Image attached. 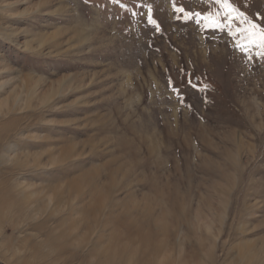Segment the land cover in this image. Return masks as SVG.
I'll list each match as a JSON object with an SVG mask.
<instances>
[{
  "label": "rangeland",
  "instance_id": "obj_1",
  "mask_svg": "<svg viewBox=\"0 0 264 264\" xmlns=\"http://www.w3.org/2000/svg\"><path fill=\"white\" fill-rule=\"evenodd\" d=\"M174 2L0 0V264H264V60Z\"/></svg>",
  "mask_w": 264,
  "mask_h": 264
},
{
  "label": "snow or ice",
  "instance_id": "obj_2",
  "mask_svg": "<svg viewBox=\"0 0 264 264\" xmlns=\"http://www.w3.org/2000/svg\"><path fill=\"white\" fill-rule=\"evenodd\" d=\"M201 3L208 5L206 11L176 6L174 2L173 7L177 13L175 20L181 22L183 26L195 25L203 32L211 30L213 34H226L232 38L234 48L247 55L249 59H252L253 50L258 49L257 55L264 60V26H262L264 25V16L259 13L250 14L239 0H201ZM148 10V24L154 32L163 34L160 22L152 15L151 5H148ZM167 82L169 88L176 94L177 100L181 104H188L187 94L183 87L177 85L170 74L167 76ZM184 82L188 88L197 89L195 78L189 79L186 71L184 72ZM189 106L191 105L189 104Z\"/></svg>",
  "mask_w": 264,
  "mask_h": 264
}]
</instances>
